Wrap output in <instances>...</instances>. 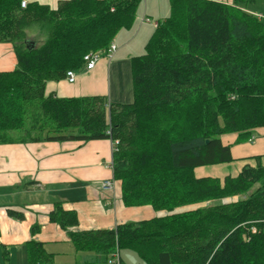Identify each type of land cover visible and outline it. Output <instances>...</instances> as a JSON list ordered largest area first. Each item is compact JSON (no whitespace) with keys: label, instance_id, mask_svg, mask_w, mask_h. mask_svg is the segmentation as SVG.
Returning a JSON list of instances; mask_svg holds the SVG:
<instances>
[{"label":"trees","instance_id":"1","mask_svg":"<svg viewBox=\"0 0 264 264\" xmlns=\"http://www.w3.org/2000/svg\"><path fill=\"white\" fill-rule=\"evenodd\" d=\"M143 1L61 0L50 7L28 0L21 7V0H0V43L15 54L14 68L0 71V144L109 138L122 203L154 211L114 228L79 230L76 212L55 202L49 220L78 252L71 264H109L112 253L126 249L144 264H264L260 157L236 174L195 173L233 160L221 140L226 132L249 136L264 126V12L250 7L255 0H169V15L156 22L144 53L131 58L129 103L45 94L46 82L84 69L86 53L109 56ZM30 31L44 37L40 44ZM37 117L44 122L34 135L10 138L28 123L32 129ZM27 264L57 263L30 240Z\"/></svg>","mask_w":264,"mask_h":264},{"label":"crops","instance_id":"2","mask_svg":"<svg viewBox=\"0 0 264 264\" xmlns=\"http://www.w3.org/2000/svg\"><path fill=\"white\" fill-rule=\"evenodd\" d=\"M29 1L55 7L61 0ZM214 1L231 3V0ZM165 3L166 0H146V12L141 4L132 26L120 29L115 35L116 49L111 56H101L93 69L76 74L72 83L66 79L46 82L45 94L102 95L111 102H131V58L144 53V46L159 21L151 18ZM144 17L148 20H143ZM14 66L12 46L0 43V71L12 70ZM221 140L230 145L233 160L220 164L223 166L220 172L211 169L213 165L197 167L198 176L236 174L246 164L255 166V157H260L264 165V126L252 129L249 136L229 133L222 135ZM112 146L109 138L0 144V264H27L30 240L41 242L57 264L75 261L78 252L67 232L49 220L55 202H61L65 210L76 212L79 230L109 229L155 215L149 206H125L118 186L112 192L99 188L98 181L113 176ZM8 211L21 213L23 218L10 216ZM35 225L38 230L32 234L30 230Z\"/></svg>","mask_w":264,"mask_h":264},{"label":"rangeland","instance_id":"3","mask_svg":"<svg viewBox=\"0 0 264 264\" xmlns=\"http://www.w3.org/2000/svg\"><path fill=\"white\" fill-rule=\"evenodd\" d=\"M162 1H164V0H162ZM166 1H167V3L162 4L161 7L156 9L155 15L151 18L152 21L156 20V19L162 20L164 17L169 15L170 8H169V5H168V0H166ZM150 3L151 2H149L148 7H149ZM227 3H229V2H227ZM250 7H252V9H255V10H261V8H264V0H255V3L252 4ZM142 8H143V12L144 11L146 12V8H147L146 0L143 1ZM261 11L264 12V10H261ZM148 13H150V9L149 8H148ZM28 37L32 38L33 41H35L37 44H40L42 42V40L44 39V37L41 34L35 33L33 31L28 32ZM83 71H84V69H80L77 72H75V74L78 75V74L82 73ZM37 119H39V121L35 119L36 124H35V126L32 127V129H29V130L26 129L28 126L31 125V123L27 122L28 124H26L24 129L15 130V131H9L8 134H9V136H11L10 138H12L14 140H20L21 138H25V137L27 138V137H30V136L34 135L36 133L37 127L42 125V122H44L43 119H40L39 117H37ZM47 125H49V123H45V126H47ZM229 133L230 132H226V134H229ZM222 167L223 166H221L220 164H215L213 166H210V168L215 170L216 172H220ZM206 169H209V168H206ZM116 182H117L118 189H119V186H120L121 182H120V180H117ZM257 187H258V184H254L249 192L255 190ZM235 199H237V198L236 197H231V198H228L227 201L228 200H235ZM182 209L183 208H181L179 210H182ZM251 230H252V232H255V227L251 228ZM126 251H128V252H126ZM119 257H120L121 261L124 262L125 264H144L134 252H132L131 250H128V249L120 250L119 251Z\"/></svg>","mask_w":264,"mask_h":264},{"label":"built area","instance_id":"4","mask_svg":"<svg viewBox=\"0 0 264 264\" xmlns=\"http://www.w3.org/2000/svg\"><path fill=\"white\" fill-rule=\"evenodd\" d=\"M28 3V0H21V7H25ZM143 20H148L146 17L143 18ZM157 23H155L156 25ZM116 49L115 44L112 42L108 48V55L111 56L114 51ZM100 55L97 52H88L83 56V60H84V69L89 71L91 69H93L97 63V61L99 60ZM67 81L69 83H72L75 81V73L72 70H68L66 72L65 75ZM113 145V142H112ZM116 150L114 148V145L112 146V151ZM98 185L99 188L104 191V192H112L115 188V180L112 177L106 178V179H102L100 181H98ZM109 264H120V260H119V255H118V251L116 250V252L112 253V255L109 258Z\"/></svg>","mask_w":264,"mask_h":264}]
</instances>
